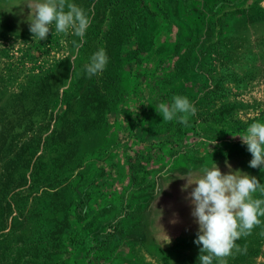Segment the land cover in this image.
<instances>
[{"label":"rangeland","instance_id":"rangeland-1","mask_svg":"<svg viewBox=\"0 0 264 264\" xmlns=\"http://www.w3.org/2000/svg\"><path fill=\"white\" fill-rule=\"evenodd\" d=\"M28 2L0 0V264H199L177 176L215 163L264 184L235 136L264 122V0H70L83 40L41 41ZM175 95L187 125L155 110ZM260 219L226 264H264Z\"/></svg>","mask_w":264,"mask_h":264},{"label":"clouds","instance_id":"clouds-1","mask_svg":"<svg viewBox=\"0 0 264 264\" xmlns=\"http://www.w3.org/2000/svg\"><path fill=\"white\" fill-rule=\"evenodd\" d=\"M26 5L31 16L29 31L38 41L47 39L52 25L57 33L67 35L71 30L81 40L90 27V16L70 0H29ZM107 63L106 51L100 48L91 55L85 71L91 77L102 73ZM155 110L163 121L175 119L184 125L188 124L189 116L197 111L189 99L181 95H175L171 104L160 103L158 110ZM235 136L251 153L249 166L264 168V122L254 121L244 134ZM226 166L230 169L228 173H222L214 163L212 167H204L199 172L177 176L186 181L181 187L182 191L191 189L187 199L192 205L191 215L198 224L194 243L200 246L197 257L199 264H213L214 259L219 264H226V258L233 254V250L244 251L236 241L249 235L254 227L261 224L260 217H264V184L255 176L239 169L233 171L230 165ZM167 174V171L161 173ZM169 182L157 189L159 194L168 187ZM256 193L261 198H256ZM164 234L166 242L163 243H171L170 237Z\"/></svg>","mask_w":264,"mask_h":264},{"label":"trees","instance_id":"trees-1","mask_svg":"<svg viewBox=\"0 0 264 264\" xmlns=\"http://www.w3.org/2000/svg\"><path fill=\"white\" fill-rule=\"evenodd\" d=\"M28 162H29V160L27 158L23 159V163H25L27 166H28Z\"/></svg>","mask_w":264,"mask_h":264}]
</instances>
